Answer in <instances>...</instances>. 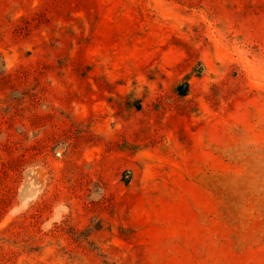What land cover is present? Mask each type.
<instances>
[{"label":"rangeland","instance_id":"374dc122","mask_svg":"<svg viewBox=\"0 0 264 264\" xmlns=\"http://www.w3.org/2000/svg\"><path fill=\"white\" fill-rule=\"evenodd\" d=\"M0 264H264V0H0Z\"/></svg>","mask_w":264,"mask_h":264}]
</instances>
